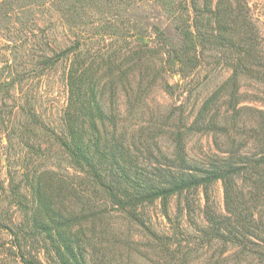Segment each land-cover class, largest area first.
Returning a JSON list of instances; mask_svg holds the SVG:
<instances>
[{
	"label": "trees",
	"instance_id": "obj_1",
	"mask_svg": "<svg viewBox=\"0 0 264 264\" xmlns=\"http://www.w3.org/2000/svg\"><path fill=\"white\" fill-rule=\"evenodd\" d=\"M157 4L169 15V23L159 27L144 14L140 5L147 4L136 0H0V101L6 87L16 109L14 133L31 149L23 157V169L32 197L19 205L30 206L34 229L56 232L51 248L60 264H89L84 238L98 228L104 233L102 208L110 206L147 228L141 208L160 200L173 224L170 201L185 194L191 221L203 217L201 239L238 246L243 255L264 259V110L242 106L246 100L240 93L244 76L264 79V29L258 24L264 20L250 0ZM149 28L158 34L154 43L141 37ZM204 64H221L231 74L204 101L192 124L215 134L228 132L223 146L215 139L223 156L199 163L186 159L184 106L173 107L159 124L150 104L157 88L174 89L165 81L167 75L188 78ZM55 87L65 98L59 110L45 108L40 93ZM260 98L264 104L263 93ZM137 110L148 113L132 125ZM37 126L45 132L48 163L55 156L63 163L56 173L46 169L35 184L37 172L29 176L27 160L38 159L29 137ZM167 132L173 135L176 154L159 146L157 134ZM219 182L223 208L211 197V187ZM83 191L95 196L97 222L73 232V223L86 218L80 215L90 208L85 205L80 214L67 203L75 206V196ZM57 195L64 201L55 200ZM178 205L177 228L184 215L180 201ZM18 250L23 264H40L27 259L23 247Z\"/></svg>",
	"mask_w": 264,
	"mask_h": 264
},
{
	"label": "rangeland",
	"instance_id": "obj_2",
	"mask_svg": "<svg viewBox=\"0 0 264 264\" xmlns=\"http://www.w3.org/2000/svg\"><path fill=\"white\" fill-rule=\"evenodd\" d=\"M137 2L147 4L146 6H140L145 7L143 12L149 16L152 24L154 23L159 27L163 26V23H169L166 22L169 15L160 12L157 0H143V2L142 0L140 2L136 0ZM249 6L252 9H257L261 19L264 20V0H250ZM133 8L131 6L130 10ZM258 24L264 29L262 21L261 24L260 22ZM147 32L146 34H144L145 32L141 33V37L144 36L146 42L154 43L158 40L155 29L149 28ZM130 39V43H136V39ZM2 46L0 40V66L4 61ZM190 73L192 75L188 78L179 75H167L165 81L174 89L159 90L157 88L150 105L156 117L160 118L159 124L164 121L165 115L170 113L173 107L184 106L185 116L188 118L187 126L183 129L186 146L185 154L188 161L195 160L200 163L205 161L208 156L213 157V159H220L223 155L220 154L215 139H217L220 146H223L226 141L224 138L225 133L228 132L223 130L215 134L199 125L193 127L192 124L199 115L204 101L216 92L231 73L221 64L215 66L204 64L199 70ZM240 85V93L246 100L242 103V106L247 105L264 110V104L258 100L262 97V93L264 94V79L258 80L244 76L240 81ZM40 93L44 97L45 108L51 107L54 110H59L63 106L64 94L58 87H55L54 90L52 88L49 93H46L45 89H41ZM258 93L260 97L257 96ZM1 95L3 102L0 101V109L4 110H0V264H23L18 250L20 246L23 247V252L29 260L34 259L40 264H60L54 252H52L54 249L51 248L52 242L57 240L55 237L57 236L56 232L53 231L49 234L45 231L46 229H39V231L34 229L31 221L33 211L28 210L30 206L28 209H24L19 205L20 201L25 204L24 200H29L32 197L31 183L27 182L23 169V165H25L23 163H26L23 157L26 153H30L31 149L27 147L28 145L23 146L20 144V140L14 133L13 122L11 121L12 113L16 112V109H13V97L7 94L6 87H4ZM41 103L43 104L42 100ZM155 108L159 109L156 111ZM136 112L137 114L133 119L130 118L132 125L135 123V118L136 121H139L138 119L145 117L148 113L144 114L140 110ZM254 118H257V115ZM37 128V132L31 133L29 137L36 146L34 151L38 159L33 161L29 160L32 159L29 157L27 160V163H30L27 166L31 167L29 176L37 172L33 180L35 184L36 180L41 179L42 173L46 169H51L56 173L63 163L60 156H55L53 161L48 163L47 157L43 155L45 153L44 149L47 148L45 132L43 127L37 126ZM164 129L169 128L165 127ZM169 131L173 132V130ZM168 133L162 136L157 134V141L163 152L176 154L175 143L173 142L175 140L172 139L173 135ZM151 134L152 132H148L147 135ZM81 189L82 186L79 187V190ZM211 192L212 200L218 205V208H223L224 190L222 183L219 182L212 186ZM75 197L78 202L75 203V206L69 202L67 203L68 207L75 208L78 211L77 213L80 214L86 210L85 205L90 210L85 212L86 216L80 215V217H86L88 220L84 218L73 223V232L78 231L80 226L89 230L93 227L94 222H97V217L93 216L94 212H98L97 205L95 206V196L93 192L89 191ZM187 197L188 195L185 194L180 198L173 197L170 201L169 211L171 219L175 222L174 215L178 212L177 207L180 201V208L184 215H181V226L179 228L174 225L175 222L172 224L164 216L160 200L154 204L145 203L141 208L140 215L146 217L147 228L132 220L123 212L113 211L110 206L102 208V210L104 209L103 213H99L105 218L106 229L103 230L104 233H102V229L98 228L96 231L87 232L84 238V245L87 249L86 257L89 264H264V259H255L240 253L238 246L224 244L217 240L209 242L201 239L198 229L204 225L203 217L199 218L196 223L191 221V218L187 215ZM54 199L64 201V196L57 195ZM199 199L202 203L201 207H204V194L201 192ZM70 200L74 202V199ZM23 224H26V226ZM50 226L48 225V227Z\"/></svg>",
	"mask_w": 264,
	"mask_h": 264
}]
</instances>
